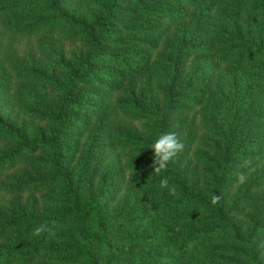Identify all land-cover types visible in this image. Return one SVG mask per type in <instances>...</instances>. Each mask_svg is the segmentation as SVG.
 Here are the masks:
<instances>
[{
    "label": "trees",
    "instance_id": "trees-1",
    "mask_svg": "<svg viewBox=\"0 0 264 264\" xmlns=\"http://www.w3.org/2000/svg\"><path fill=\"white\" fill-rule=\"evenodd\" d=\"M0 264H264V0H0Z\"/></svg>",
    "mask_w": 264,
    "mask_h": 264
},
{
    "label": "clouds",
    "instance_id": "clouds-1",
    "mask_svg": "<svg viewBox=\"0 0 264 264\" xmlns=\"http://www.w3.org/2000/svg\"><path fill=\"white\" fill-rule=\"evenodd\" d=\"M153 150V163L151 165L153 172L156 174H160L162 170L167 168L168 163L175 157L178 153L183 151L184 144L179 140L177 134L175 132H169L161 134L154 143L150 146ZM246 180V176L243 173L237 174V182L243 183ZM169 181L167 177L163 178L160 181V187L164 189H168L169 195L175 197L177 196V192L175 187L169 188ZM221 199V195H213L211 197V203L213 205L219 203ZM47 233L48 235H54L53 228L46 225L41 224L35 227L31 234L34 237H39L41 234Z\"/></svg>",
    "mask_w": 264,
    "mask_h": 264
},
{
    "label": "rangeland",
    "instance_id": "rangeland-1",
    "mask_svg": "<svg viewBox=\"0 0 264 264\" xmlns=\"http://www.w3.org/2000/svg\"><path fill=\"white\" fill-rule=\"evenodd\" d=\"M86 48L79 43H64L63 44V59L64 61H70L74 56L85 54ZM47 92L51 95V89L48 88ZM52 96V95H51ZM14 118V116H13ZM20 124H23V129L27 128V118L25 115L17 117Z\"/></svg>",
    "mask_w": 264,
    "mask_h": 264
}]
</instances>
